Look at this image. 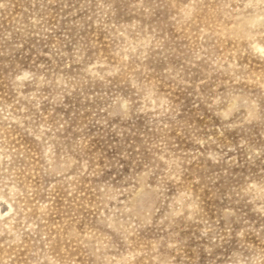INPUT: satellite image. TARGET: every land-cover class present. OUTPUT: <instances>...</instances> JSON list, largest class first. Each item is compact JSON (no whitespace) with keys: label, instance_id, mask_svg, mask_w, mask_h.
I'll return each mask as SVG.
<instances>
[{"label":"rangeland","instance_id":"1","mask_svg":"<svg viewBox=\"0 0 264 264\" xmlns=\"http://www.w3.org/2000/svg\"><path fill=\"white\" fill-rule=\"evenodd\" d=\"M0 264H264V0H0Z\"/></svg>","mask_w":264,"mask_h":264}]
</instances>
